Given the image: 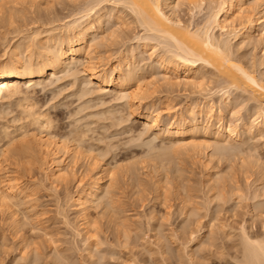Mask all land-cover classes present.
<instances>
[{"label": "bare ground", "instance_id": "obj_1", "mask_svg": "<svg viewBox=\"0 0 264 264\" xmlns=\"http://www.w3.org/2000/svg\"><path fill=\"white\" fill-rule=\"evenodd\" d=\"M50 1L7 0V2H4L0 0V21L13 28L16 25L17 18H24L22 10L28 8L34 14V11L40 12L46 7L48 9L52 8L56 2L54 0L53 2ZM71 1L73 4L75 2L77 9L73 20H68L69 22L62 23L63 25L59 27L47 25L46 29H42L41 26L33 28V23L32 28L26 30L25 34H27L25 37L16 43H14V40V44L11 43L12 45L8 46L9 49L7 47L8 51L6 50L0 57V118L5 117L4 119H6L11 116L10 120L8 118V121L2 125L0 130V210L7 215L10 229L21 239L22 246L20 254L14 258L11 264H39L42 262L41 259H43L39 249L32 247L33 244L27 243L21 235L23 227L30 226L35 229L39 222L34 226L36 222L34 221L33 224L32 218L34 217L30 215V207H24L29 199L32 198L29 190L31 187L30 183H24L17 175L19 170H14L15 167L14 169L11 168V164L14 162L17 165L25 162V166L28 164L29 166L31 165V168H33L32 165H40L44 171L45 181L54 188L58 187V185L67 184L68 181L78 183V193L76 197L70 196L68 203L71 201L72 207L74 206V210L79 213L80 219L76 225L72 224L67 219L68 215L63 214L64 211L62 214L67 216L64 217L66 218L65 224L73 231L75 238L81 241L83 257H80L88 261L87 263L85 260L86 263L84 264H110L111 262H116V259L118 260V257L114 255L116 249L113 252L114 254H112V251L111 253L109 252L110 254L102 251L103 244L95 235L98 224L94 223L91 210H104L105 214L111 218L110 223L114 222L115 218H119L120 216L118 217V215H122L124 212L119 209V214L117 213L120 203H118L119 205L117 204V197L115 198L114 194L120 174H123L124 178L130 179L133 183L141 184V165V170L145 172L153 169L152 171L155 172L157 178V191L160 193L163 186H165V182L171 180L169 174L173 175L174 180L177 179L178 181L180 179V173L183 171L179 167L180 164H178L180 157L187 156L189 159L188 155L191 156V154L192 157L194 155L199 157L200 160H198L201 162L199 164L205 169L204 185L210 186V190L213 191V195L209 196L211 201L208 199L209 204L217 202L223 206L234 201L236 202V206L234 205L236 209L240 205L245 204L247 206L246 219L236 230L229 224H221L218 218L220 216L216 214L214 218L210 219L211 225L209 231L206 232L207 228L199 225L201 224L199 216H203L200 214L201 210L193 206V208H189L190 204L188 207L183 205L181 213L183 222L179 225L180 227L178 226L179 229L177 228L179 231L173 230V232L163 235L161 227H163L164 220L161 221L162 224L158 222L159 225L150 224L152 222L154 224L157 220L153 209L148 219L149 227L152 228L150 232L156 230L161 232H154V238L158 237V242L142 247V252L151 258L157 255L160 259L155 264H172V260L176 257L175 253H178L179 264H206L209 263L207 261L212 254H214V257L215 254L223 255L222 251H225V248L227 249L228 246L226 247L225 245L227 243L233 246V249L234 247H239L238 251L241 249V264H264V234L261 237L256 236L252 232L254 225L252 227L249 226L251 223L262 220L261 229L264 233V204L261 202V205L258 206L259 203L258 205L255 203L258 199H264V161L258 154V145H253L252 143L256 139L264 140V61H256L248 65L249 63H244L242 58L239 60L238 57H235V55L241 53L240 51L245 52L250 47H253L252 49L255 47L256 49L259 43H264V34L260 35V38L255 36L259 26L264 29V0H84L85 3L83 0H69V2ZM80 1L84 4H80ZM58 2L61 3L62 1L58 0ZM9 4H11L10 9H12V6L14 9H8L10 13H6L4 9L8 8L9 6L7 7V5ZM18 7L22 9L20 10ZM185 7L188 8L187 10H189L191 15L189 20L193 21V23L195 22L194 19L206 10V16L203 15V17L205 16L203 22L201 21L202 23L200 22L197 26L191 21H189L191 22L189 24L184 23L180 11H183ZM30 12H28L29 15ZM24 15L26 17L27 14ZM129 16L132 17L134 24L143 29L145 37H136L133 45H130L132 41L129 46L126 44V50L124 52L121 51V55H118V59L112 66L106 67L102 65L95 67L93 53L101 45L103 47L105 42L111 37L113 38L116 33H119L120 30L129 24L126 20V17ZM111 21L114 22V26L109 25ZM50 22L52 20L48 24ZM108 25L114 27L110 33V28H107ZM142 54H147L149 59H151L149 60L150 68L162 71V75L159 74V77H150L152 80H149L148 84L140 76V70H142L140 67L144 65L141 64V66L140 62L136 60L138 59L143 63L145 58L142 60L144 57ZM138 56L143 57L139 59ZM135 61L138 62H136L138 65ZM80 67L81 70L79 69ZM143 68L145 69V67ZM61 75H65L68 79L70 77L75 82L72 84L76 90L73 96L71 95V98L74 99L76 97L75 99H78L77 101L80 103L84 101L76 112L73 111L75 115H78L77 117H79L78 113L84 115L90 109L92 111L93 109L94 111L99 109L98 107L97 109L93 108L95 103L91 104L94 99L92 97L97 99L96 96H98V99L103 102L101 94L115 93L117 99L125 103L123 104L126 107L123 106L128 113L125 116L127 119H124V115L120 114L123 117L122 120L119 119L120 117L116 120L122 121L121 125L126 121L128 124L129 120H132L130 118L133 117L143 122L144 127L147 128V131H144L147 133H140L141 137L147 135L151 140L149 139V142L148 140L145 141L147 142L145 145L148 147L146 152L148 153L149 151V155L145 152L147 155H145V158L137 156L139 159L146 160L137 159L140 162L142 161L138 163L139 165L141 164L140 166L136 164L139 167L136 169L139 170L138 172L141 175L131 166L130 168L125 167L124 170V166H120L123 163L118 164L115 160V155V163H112V161L105 162L106 160L103 162V157L106 156L104 154L108 156L110 154L109 151L111 149L113 151V148L111 147L109 151L108 149L106 151L103 147V150L98 148V152L95 151L97 149L94 146L95 144L90 143L87 133L91 131L90 127L93 124H89L91 122L88 120L94 114L91 113L92 116L89 114V117L88 114L85 116L89 118L85 120L88 122H83L86 118H81L80 122L82 121L83 123L77 120L78 124L75 123L76 125L73 124L72 126L69 124L70 128L74 127V129L69 130L68 133H64L65 130L63 129L62 133L59 128L61 126L60 114L53 115L50 111H44L45 109L42 111L40 107L43 106L38 107L41 105L37 103L39 91L43 92L47 88L49 90V87L63 80L60 77ZM153 75L155 74L153 73ZM65 77L64 79H67ZM160 82L169 89L181 87L187 90L191 89L193 93L201 95L202 99L200 98L201 100L196 101V99L190 98L182 109H176L177 111L174 110L176 108L174 105V107H168L170 106L168 104V106H165L168 110L163 113L167 114L171 121L165 123L162 121V112L160 110L153 111L154 108L159 107L157 102V105L151 102L152 110L148 106L144 108L145 102L149 101L147 94L150 95V93H147V91L150 90H148V87H156V83L160 85ZM213 82L217 83V87L221 89L214 91L215 87L210 88ZM93 86L97 87V90ZM54 92L55 90L52 92L53 95L55 94ZM217 97L219 102H217ZM86 98L90 100H84ZM96 99L94 100L96 101ZM240 99L241 102L238 103ZM73 102L70 103V106L72 105L74 108ZM165 104L162 103V105ZM95 105L97 106V103ZM60 106L58 107L60 108ZM240 106L241 108L238 109ZM14 108L16 112L12 110ZM62 108L65 110L70 109L68 106L67 108ZM240 109L242 111L245 110V116H242ZM115 111L117 112V110ZM115 111L113 110L112 112L114 113ZM103 114L105 115L106 113H102V111L100 115L96 113L98 115L96 118L100 117L102 119ZM101 115L103 116L101 117ZM116 115L118 113L114 114V117ZM94 116L92 119H96ZM105 116H108V113ZM198 136H200L199 139ZM135 139L133 142L136 143L137 139L136 141ZM160 139L163 144L166 142L167 146L157 147V144L154 145ZM91 141L93 142L92 139ZM141 141L138 140L137 142ZM248 141H251L253 146L250 143L248 145ZM239 143L242 144V147L243 145L248 146L246 152L239 149L243 152L237 151L238 153L230 158H226L228 157L226 156L224 159L223 156L222 159L221 156H218L220 154L219 147L232 146ZM113 147L115 146L113 145ZM155 152H157L156 155ZM106 158L104 157V159ZM250 159L253 160L250 161ZM202 160L203 162L205 160V162L203 163ZM224 160L231 164L229 169L232 173L239 166L241 171L245 173L244 175L246 173L250 174L247 171L251 169L250 171L255 172L259 176L252 183L248 181L250 177L246 179V187L238 185V181L233 180L232 188H226V174L224 173L225 175H223L216 170L217 166ZM132 161L134 162L135 160ZM214 162L217 163V166H215ZM169 166L170 169H167ZM28 168L27 166V170ZM23 171L25 172L24 169ZM232 173H227L228 175L231 174V180L235 176ZM169 185L172 184L169 183ZM160 197L157 196L155 198L159 200L158 198ZM184 203L186 204V202ZM65 205L66 203H64ZM234 208L233 212L235 211ZM31 209L33 208L31 207ZM62 210H64V207ZM24 211L27 215L26 219L22 221L19 217ZM120 218L116 219L118 221L115 223L119 222ZM125 219H130V217ZM126 222L127 220H121L118 223L121 228V231L117 232L119 233L118 245L121 249H128L131 246L137 248L138 241L136 238L134 239L137 234L133 236L131 227ZM214 222H219L220 224L216 226V224H213ZM192 225H199V228H196L197 230L195 231L192 229ZM44 231L42 230L41 232ZM180 233L181 235L188 234L189 240L178 243L180 242ZM176 244H179L177 245L178 248H172V245ZM153 246H156V249ZM120 248L118 247V250ZM207 254L209 255L208 257L205 256ZM65 256L53 244L47 256L49 260L47 258L46 260L55 262L54 264L56 262H59V264L61 262L71 264L70 258L68 257V259ZM106 256H108V259L110 257L111 261L106 260ZM120 258L121 256H119L118 262L121 263L116 262L114 264H148L150 262L146 260L140 262L136 255L121 258L123 262L120 261ZM107 261H110V263ZM0 264L5 263L0 261Z\"/></svg>", "mask_w": 264, "mask_h": 264}, {"label": "rangeland", "instance_id": "obj_2", "mask_svg": "<svg viewBox=\"0 0 264 264\" xmlns=\"http://www.w3.org/2000/svg\"><path fill=\"white\" fill-rule=\"evenodd\" d=\"M2 1L7 2V0H2ZM54 1L56 3H54L55 5L52 8L50 7L48 9V7H46L40 12L37 11V12H39L38 14L36 11H34L35 15L33 14V11L30 12V10L28 8L27 9L25 8L27 11L25 9L22 10V13H23V16L25 19L24 18H22V19L17 18L19 21L16 19V25H14L13 28L8 27L7 24H4V22L2 23V21H0V57L3 55V53H5V51L7 50V47L12 45L11 43H13L14 40H15L14 43H16V42H19L20 40H22L23 37H25V35L27 34V33L25 34V32H27L26 30H28L29 28H32L31 26L33 23H34L33 28L34 27L38 28L41 26L42 29H44V28L46 29L47 25L48 26L54 25L55 27L56 26L59 27V26H62L64 23H67V22L74 19V16H75V13L77 10L75 7V2L73 4V2L72 1L69 2V0H59V1H62L61 3L58 2V0H54ZM81 1H80V4H82L83 2L85 3L86 0L85 1L83 0V2H81ZM50 2H53V0H51ZM7 7L8 8H6V9L3 8L6 11H4L3 9H1V10L7 13V12H9L8 9L9 10L14 9L13 6H12V9H10L11 4L7 5ZM15 9H17V8H15ZM18 9L21 10L22 8L18 7ZM187 9L188 8L185 7V8H183V11L182 10L180 11L181 18L183 19L184 23H187V24H189L191 22L193 23V21L189 20L191 15H190L189 10H187ZM28 12H30V15ZM206 12L207 11L205 10L204 13L200 14L199 17L197 16L194 19L195 24L194 23L193 24L195 26H197L201 21L203 22V19L206 16L205 15ZM24 14H27L26 17ZM203 15H205V16L203 17ZM51 20H52V22H50L48 24V22ZM126 20H127V22H129L130 25L128 24L127 25L128 27L125 26V28H123L124 30L123 29L120 30L121 31V33L119 31L120 34L116 33L113 38L109 37L110 39L109 40L107 39L108 41L105 42L106 45L104 43L105 46L104 45H103V47H102V45H101V47L99 46L100 48H97L98 50L96 49L95 53H93V55H94L93 57H94V61H95L94 62L95 67L96 66L97 67L102 66V65H104L106 67L112 66L116 62L118 57L121 55V53L126 50V47L129 46L131 41H132V43L130 45H133L135 43L134 41H135L136 37H139V36L145 37V33L143 32V29H141V27L139 28L137 24H134V21L132 22L133 19L131 16L126 17ZM189 21H191V22H189ZM131 22L133 23L134 26L131 25L132 24ZM113 23L114 22L111 21L109 23V25L114 26ZM109 25L107 26V28L108 27L110 28V31H109V33H110V32H112L114 27H110ZM3 26H5V27H3ZM126 27L127 28L130 27V28L127 29ZM14 29L16 30V32H14L15 31ZM19 29H20V31L22 29H24L25 31L22 30V32L24 31L23 32L24 34L22 32H21L22 34L21 33L19 34L20 31L17 33V31ZM262 29H263V27L259 26V28L256 30L255 36L257 38H260V35L262 36L264 34V29L263 30ZM18 35L19 36L21 35V36L19 37ZM22 35H24V36H22ZM119 36H120V38H118ZM16 39H18V40H16ZM111 40H113V41H111ZM126 44H127V46H126ZM130 48H129V50H131ZM252 48L250 47L245 52L240 51L241 53H238L239 55L237 54V55H235V57H238L239 60L242 58L243 59L242 61L244 63L245 62L249 63L248 65H250L251 63L256 62V61L257 62H261V61L263 62L264 61V43H259L257 45L256 49H255V47H254V49H252ZM8 49H9V47H8ZM142 55L144 57L138 56V58L140 59L143 57L142 60H144V58H145L143 63H141V61H139L138 59H136V60L138 62H140V65L141 64L144 65V66L141 65L142 67H140V68H142V70H140V76H142L148 84V81L152 80L150 77H152V78H155V76L159 77V74L162 75V71H160V70L156 71L155 69L153 70V68H150L151 64H150L149 60H151V59H149V56H147V54H145V55L142 54ZM137 61H135V63ZM143 67H145V69ZM148 68H150L151 70ZM79 69L81 70V67ZM153 73L155 75H153ZM63 76L65 77V75L60 76L61 79H63V80L59 81V82H61V81L62 82L61 83L58 82L57 84H54L55 86L53 85L52 87H49V90H48V88L43 92L38 90L39 94H37V96H38L37 97L38 98L37 103L41 104L38 107L43 106V107H40L42 109V111L45 109L44 111H50V113H52L53 115L60 114L59 119L62 120V118H63L62 122L60 120L61 126L59 127L60 131H62V133H63V129L65 130L64 133H66V132L68 133L69 130L74 129V127L70 128V125L72 126L75 123L78 124L77 120H79V122H80V120H82L81 118H86L85 116L87 114L89 117V114L92 113L95 115V116L94 115L93 116L96 118V116H98V115H96V113H98L99 115H100L101 111H102V113H106L105 115H107V113H108L109 117L105 116L104 114L103 115L105 117L103 115H101V117L103 116L102 117L103 120L100 117H99L100 119L97 117L99 120L97 118L92 119L93 116L91 114L92 117L88 121L91 122L89 124H93V126L90 127L91 131L87 133V136L89 137V138L88 137L87 138L90 140L91 144L92 143H93V145L95 144L94 145L95 148L97 147V149L95 151H98V148H100V150H101L102 147L106 151H107V149L109 151L111 149V147L113 148V151H112V149L109 151L110 154H108V156H107V154L102 153V154L106 155L104 157H107L106 159H104V157H103V162L106 160L105 162L112 161V163H113L116 160V162L118 164L119 163L124 164V162H125L124 165L123 164L120 165L121 167L124 166L123 169L125 167L130 168V166L134 167L135 169L139 168V167H137V165L140 166L141 164L139 165L138 163H141L143 160H145V159H142V158L139 159V158L140 157L145 158L147 156L146 151L148 150V147L145 145L147 143L145 141L148 140V142H149V139H150L147 135H145V137L147 136V138H145L144 135H143L144 138L141 137V134H143V133H145V131H147V128L144 127L143 122L141 120H139L138 118L133 117V118H130L132 120H129L128 124L126 123L127 121L126 122L123 121L125 123L121 125L122 121L121 122H119V121L122 120L123 117L127 116L128 113L124 109L125 103L123 102L124 103L123 104L122 101H119L117 99V95L115 93L114 94H112V93L107 94L106 93L107 95L101 94L102 98L101 97H99V98H101L103 102H101V100L98 99V96H96L98 100L95 97H92V99L94 98V99H96V101L93 99V102H91V104L97 103V106L95 104H93L95 106L93 108L97 109V107H98L99 109L94 111V109L92 108L94 113L91 109L90 110L87 109L88 113L86 112L84 115H80V113L77 112L79 114V117H77L78 115H75L74 112L77 111V108L81 104H83L84 101L80 103L77 101L78 99H75L76 97H74V99L71 98L73 96L74 91L76 90L74 88V85L72 84L75 82L72 78L69 77V79H68V77H65L67 79H64ZM145 77H146V79H145ZM158 84L159 83H156V85H157L156 87L155 86H152L150 88L148 87V90H150V91H147V93H150V95L147 94L149 96V99H148L149 101L145 102L144 108H147V106H148V108L150 107L149 109H151V106H150L151 102L152 103L157 102L159 105H157V103L155 105H157L159 107L155 106L158 109L154 108L155 110L153 109V111H156V110L159 111L160 110V112H162V118H163L162 121H164L165 123H167V122L169 123L171 121L170 117H168L167 114L163 113L165 110H168L167 107H165V106H168V104L170 105L168 107H171L174 105L176 107L174 110H176V109L180 110L188 102V100H190V98L196 99V101H199L202 99L201 95L193 93L191 89L187 90L183 87L175 88V89H169V88L163 86L162 85L163 83L160 84L161 86ZM211 84H212L211 86H213V87L210 86V88L215 87L214 91L221 89V88L217 87V85H218L217 83L213 82ZM215 84H216V86H214ZM93 87L97 90V87H95V86H93ZM89 89H91V88H89ZM54 90H55V92H54L55 94L53 95L52 92ZM52 96L54 98L53 100H52ZM151 96H152V98H151ZM190 96H192V97H190ZM66 99H67V101H66ZM87 99L88 98H86L84 100H86V101L90 100V99H88V100ZM49 100H51V101H49ZM69 100L74 101L73 105H74L75 109L73 108L72 105L70 106V103H72V101L70 102ZM116 100H118V101H116ZM218 100L219 99L217 97V102H219ZM97 101H99V102H97ZM160 101H161V103H159ZM104 102H106L107 104ZM240 102H241V99L238 103H240ZM162 103H164V104L166 103V104L162 105ZM59 104L61 106L64 105L62 107H66V108L68 106V108H70V109L65 110ZM57 105L60 106L61 109ZM102 105L105 107H103ZM106 105H108V106H106ZM90 106L92 107V105H90ZM100 107H101V109H100ZM55 108H57L58 110ZM118 108L119 109L121 108V110H119ZM122 108H123V111L125 110L124 112L122 111ZM239 108H241V106L238 107V109ZM106 109H108V110H106ZM12 110H15V108ZM113 110L114 111L117 110V112L115 111L113 113L112 112ZM104 111H106V112H104ZM107 111H109V112H107ZM15 112H16V110H15ZM71 112L74 114H72ZM241 112H242V116L246 115L245 110H243V111L241 110L240 113ZM83 113H84V111H83ZM117 113H118V115H116L117 117L116 116L114 117V114H117ZM69 114L72 116H70ZM120 114L122 116L123 115L124 116L122 117ZM12 116H14V115H12ZM110 116H111L112 120H110L111 119ZM72 117H73V119L71 120ZM74 117H76L77 119ZM4 118H0V130H1L2 125L5 124L8 120H10L11 116H10V118L9 117H7L6 119H4ZM87 118L84 119L83 122H88V121H85V120H87ZM118 118L120 119L119 121L116 120ZM106 119H108V120H106ZM114 119H115V121H114ZM124 119H127V117H125ZM100 120H102V121H100ZM75 121H77V122H75ZM92 121H93V123H92ZM72 122H74V123H72ZM83 122L81 121L80 123H83ZM65 124H66V126H65ZM116 124L117 125L120 124V125L117 126ZM65 127H66V129H65ZM129 130H130V132H128ZM199 137L200 136H198V139H199ZM134 138H136L137 141L138 140H140V141L142 140V141L137 142L135 139V141H136V143H135V142H133ZM91 139L93 140V142L91 141ZM96 141L98 143L99 142H101V143L98 144ZM127 142H129V143H127ZM125 143H126V146H125ZM247 143H248V145H249V143H250V145H252L251 141L250 142L248 141ZM252 143H253V145H256V144L258 145L257 151L259 153L258 152L257 153L260 155V157H262L261 159H263V161H264V144H263L264 140L262 139V141H261L260 139H258V140L256 139L255 141H252ZM104 144H106V145L108 144V145L106 146ZM164 144L162 143L161 139L159 141L157 140V142L154 143V145H156L157 147L167 146L166 142H164ZM239 144H234L232 146H221V147H219V153L220 154L218 156H221V158L224 156V159H225L226 156H228L226 158H230V157L234 156V154L236 155V153H238L237 151L243 152L242 150H244V152H246L248 146L243 145V147H242V144H240V145ZM113 145L115 147H113ZM144 147L146 148V150ZM239 149H242V150H239ZM148 153H149V151H148ZM156 153L157 152H155V155H156ZM114 155L116 156L115 160H114V157H115ZM188 156H189V159L187 156H182V158L180 157V161H179L180 163L178 162V164H180V166H179L180 169L181 170L183 169V171L180 173V175L182 177L180 176V179H178V181H180V182H178L177 179L174 180L173 175L169 174V178L171 177L170 178L171 180H169V181L167 180L168 182L167 181L165 182V184H164L165 186H163V189L160 193L157 191V187H156L157 186V184H156L157 178H156L155 172L152 171L153 169L152 170L149 169L145 172V171L141 170V167H142V165H141L140 172L142 173V175L140 174V172H138L139 170L136 169L137 172L141 175V177H140V179H141L140 183L141 184H139V183L136 184L135 182L133 183L132 181H130V179L124 178V176H122L123 174L119 175V179H117V181H119V182H117L118 186H116L117 189L115 190L116 192L114 194H115V198L117 197L116 198L117 204L120 203V205L118 204L119 208L117 210V213H118L119 209L123 210L124 212L122 213V215L118 213L119 214L118 217L119 216L121 217V218L119 217L120 221L121 220L122 221L127 220L126 223H128L129 227H131L130 229L133 232V233L131 232L133 234V236H136L135 234H137V236L134 237V239L136 238L138 243H137V248L134 246L133 247L131 246L128 249H121L120 246L118 245V238H119L118 234L119 233H117V232L121 231L120 226H118V223L120 221L115 223L116 221H118L116 219H119V218H115V221L110 223L111 218L109 217V215L105 214L104 210H102V209L95 210L94 209L93 211L91 210V215H92L94 223L96 222V224H98V225L96 226V230L93 229L96 232L95 231H93V232H95V235H97L100 242H102V244H103V247H102L103 250L102 251H104V253L105 252L111 253V251H112V254H114L113 252L116 249L115 254H114L116 257H118V260L116 259V262L119 261V256H121V258H127V257H130L132 255H136V257L138 258V261H140V262H142L143 260H146L147 262L150 261V262H148V264H155V263L159 262L158 260L160 258L157 255L152 257L153 258L152 259L149 255L142 252V249H143L142 247L147 246L148 244H153V243L155 244L158 242V240H157L158 237L154 238V235H155L154 232H159L160 230L150 232V229H152V228L149 227V220L148 219H149L150 212H152L153 209H154V213L156 216L155 218L157 219V220L155 219L157 221V223L155 221L154 224H152L153 222L150 224L151 225H155V224L159 225L158 222H160V224H162L161 221L164 220L163 227H161L162 228L161 230L163 231V235L169 234V233L173 232V230L179 231L178 226L182 224L181 222H183L182 221L183 217L181 214L183 211V205H186L188 207L189 204L191 206V207L189 206V208L194 207V208H199V210H201L200 214L203 216H201V217L199 216V218H200L199 222L201 223L199 225L205 226L207 228L205 230L206 232L209 231V228L211 225L210 219L214 218L216 214H219L220 217H218V218H219V221L221 224L222 223L223 224H229L231 227H234V229L237 230L239 225L246 219V212H247L246 207L247 206L245 204H242V206L240 205V207H238L236 209V208H234L236 206V202H234V201L230 202L228 205H223V206H221V204L217 203V202H213L210 205L209 201H211L210 200L211 197H209V196L213 195V191L210 190V186L207 187L204 185L205 169H203L201 167L202 165L199 164V163H201L199 161L200 160L199 157H196L195 155H194L195 157L194 156L192 157V154H191V156L190 155H188ZM131 157H132V159H131ZM135 157H136V159H135ZM137 159L142 160V161L140 162ZM132 160H135V161L133 162ZM251 160H253V159H250V161ZM136 161H138V162H136ZM248 161H249V159H248ZM129 162H130V165H129ZM202 162H203V160H202ZM204 162H205V160H204ZM226 162L227 161L224 160L218 166H217V163L214 162L216 164L215 166H217L216 170L221 172L223 175L226 174V177H225L226 181L225 182L227 184L226 185L224 184L226 186V188L227 187L232 188L231 186L233 185V182H232L233 180L238 181L237 182L238 185H240L242 187H246V183H245V181H247L246 179H248L250 177L248 179V181H250V183H252L259 176L258 174H255V172L250 171L251 169L249 171H247V172H250V174L246 173V175H244L245 173H243L241 171L239 166L236 168L234 167L235 168L234 172L236 171V173L233 172L234 173L233 174L232 171L229 169L231 164L229 162H227V163ZM13 164H11L12 165L11 168L14 169V167H15L14 170H16V169L19 170L17 172V175L20 177V179L24 183H28V184L30 183L29 185L31 188L29 190H30V194H31L32 198L30 197L31 198V199H29L30 202L28 201L27 205L24 207L25 208L30 207L29 208V211L31 212L30 215L32 217H34V218H32L33 224H34V221L36 222L34 224V226L39 222L38 224H40V225L37 224L38 226L36 225L35 229L39 228V229H42L43 231L45 230L44 232H41L42 230H39V229L35 230L33 227L25 226V227H23L24 229H22V232H21V235L26 240V242L32 243L33 244L32 247L38 248L39 252L42 254L43 259H41L42 262L40 261L41 263H39V264H54L55 263V262L47 261V260H49L47 258V256L50 253L53 244H55L57 246V248L61 251L62 254H64V256L66 255L65 257L70 258V259L69 258L68 259L72 261L71 264H84L86 262L88 263V261L86 259H83L80 257V256L83 257L81 241L79 239H76L74 234H73V231H71V229H69V227L66 226V224H65L66 218H64V217H67L66 215H68L67 219L70 220L72 222V224L76 225L77 222H79L78 221L80 219L79 213L74 210V206L72 207L71 201L69 202V203H71L70 205L68 203V199L70 198V196L76 197V195L78 193V183L73 182V181H70V182L68 181L67 182L68 185L65 183L62 185H58V187L54 188L48 182L45 181L44 171H43L42 167H40V165L39 166L38 165L37 166L32 165L33 168H31V165L29 166L28 164H26V166H25V162H23L20 165L19 164L17 165L15 162ZM27 166L30 169L28 168V170H27ZM16 167H18V168H16ZM23 169L25 170V172L23 171ZM167 169H170V166L167 167ZM237 169H239L240 171ZM230 172L232 173L233 176L235 175L234 179H232V180L230 178L231 174L230 175L227 174ZM120 176H122V177H120ZM233 176H232V178H233ZM31 179H32V181H31ZM40 183H41V185H40ZM169 183L172 185H169ZM154 184H156V185H154ZM136 185H138V186H136ZM174 186H175V188H174ZM157 196H161L160 198H158L159 200H156L155 197H157ZM183 199H184V201H183ZM208 199H209V201H208ZM32 200H34V201H32ZM118 201H120V202H118ZM184 202H186V204ZM261 202L264 204V199H258L255 201L256 205H258V203H259L258 206L261 205ZM64 203H66L65 206H64ZM29 205H31V206H29ZM24 207H23V209H24ZM31 207L33 209H31ZM63 207H64V210H62ZM69 208H71V209H69ZM233 208L235 209L234 212H233ZM68 210H70V211L67 212ZM24 212L22 214H20V217H19L22 221H24V219H26V215H27L26 212H25V214H24ZM19 213H21V212H19ZM62 213L66 214V215H63ZM129 217H130V219H125V218H129ZM35 218H36V220H35ZM107 218H109L108 219L109 221L107 220ZM131 218L132 219L134 218L133 219L134 223L132 222ZM199 218H198V220H199ZM220 223L214 222L213 224L214 225L216 224V226H218V224H220ZM262 223H263V221L259 220V221H256L255 223H253V224L251 223L249 225L250 227H252L254 225V229L252 230V232L258 237H261V235L264 234L263 230L261 229ZM199 225L198 226L192 225V229L196 231L199 228ZM131 230H129V231H131ZM179 239H180L179 240L180 242H178V243H182L185 241L187 242V240H189V236H188V234L187 235H181V233H180ZM116 241H117V243H116ZM116 245L120 248V250H118V247ZM177 245H179V244L172 245V248H175V249L178 248ZM225 245H226V247L227 246L228 247H227V249L225 248V251L224 250L222 251V253H224L223 255L222 254L221 255L215 254V257H214V254L211 255L208 253L211 256H209L208 254L205 255L207 257L208 256L210 257V258H208V261H207L209 263H206V264H241V262H240L242 259V252H240L241 249L238 251L239 247L238 248L234 247V249H233L232 248L233 246H231L227 243H225ZM229 246H231V247H229ZM21 248H22L21 239L19 237H17L15 235V233L10 229L9 221L7 220V215L4 212H2V210H0V261H2L5 264H11V262L14 260V258L20 254ZM153 248L156 249V246H153ZM235 248H237V249H235ZM175 256L176 257L172 260V264H179L178 253H175ZM46 258H47V260H46ZM149 259H151V260H149ZM85 260H86V262H85ZM106 260H110V257L108 259V256H106ZM110 261H107V262L110 263ZM120 261L123 262L122 259ZM116 262L114 261V263H116ZM57 263L59 264V262H56V264ZM63 263H65V262H63ZM63 263L61 262V264H63ZM112 263L113 262H111L110 264H112ZM118 263H121V262H118Z\"/></svg>", "mask_w": 264, "mask_h": 264}]
</instances>
